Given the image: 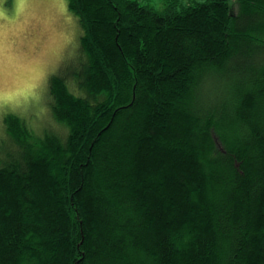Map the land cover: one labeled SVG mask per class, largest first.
<instances>
[{
    "label": "trees",
    "instance_id": "16d2710c",
    "mask_svg": "<svg viewBox=\"0 0 264 264\" xmlns=\"http://www.w3.org/2000/svg\"><path fill=\"white\" fill-rule=\"evenodd\" d=\"M156 2L66 0L47 128L1 126L0 264H264V0Z\"/></svg>",
    "mask_w": 264,
    "mask_h": 264
},
{
    "label": "rangeland",
    "instance_id": "374dc122",
    "mask_svg": "<svg viewBox=\"0 0 264 264\" xmlns=\"http://www.w3.org/2000/svg\"><path fill=\"white\" fill-rule=\"evenodd\" d=\"M74 26L66 0H0V128L13 114L43 134L48 78L75 50Z\"/></svg>",
    "mask_w": 264,
    "mask_h": 264
}]
</instances>
